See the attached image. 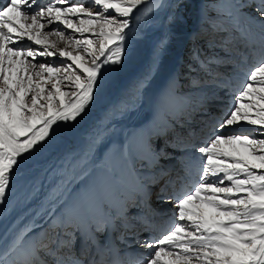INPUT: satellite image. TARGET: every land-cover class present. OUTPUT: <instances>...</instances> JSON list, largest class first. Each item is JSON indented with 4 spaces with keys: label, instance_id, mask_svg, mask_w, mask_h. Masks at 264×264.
<instances>
[{
    "label": "snow or ice",
    "instance_id": "obj_1",
    "mask_svg": "<svg viewBox=\"0 0 264 264\" xmlns=\"http://www.w3.org/2000/svg\"><path fill=\"white\" fill-rule=\"evenodd\" d=\"M146 3L3 0L0 4V203L7 198L17 170L33 153L58 127L75 124L95 103L107 69L121 65L128 55L134 10ZM172 6L155 0L146 15ZM257 11L264 19V0H259ZM174 19L170 16L169 22ZM46 26L52 31L44 33ZM66 32L81 37H67L74 40L75 54L66 50L70 44L61 48L49 44L50 35L64 38ZM91 37L98 38L95 48ZM25 42L27 46L21 47ZM166 42L165 38L161 45ZM38 58L49 59L42 63ZM214 62L199 61L202 69ZM212 119L211 136L196 149L203 159L197 182L166 201L173 204L174 212L166 234L137 240L149 250L139 264H264V62L251 70L230 110L219 120ZM194 199L198 203L188 207ZM48 215L43 242L38 249L30 248L33 257L42 253L51 264H101L92 245L77 250L76 241L85 220L92 234L104 232L106 222L92 220L86 210L79 220L72 210ZM7 254L0 255V264ZM26 264L38 261L30 259Z\"/></svg>",
    "mask_w": 264,
    "mask_h": 264
},
{
    "label": "bare ground",
    "instance_id": "obj_2",
    "mask_svg": "<svg viewBox=\"0 0 264 264\" xmlns=\"http://www.w3.org/2000/svg\"><path fill=\"white\" fill-rule=\"evenodd\" d=\"M154 3L147 0L134 10L129 53L121 65L107 69L104 85L86 115L75 124L58 127L17 170L7 198L0 203V255L8 253L4 264H23L30 258L27 247L48 227L50 212L59 215L72 210L73 218L79 220L86 210L87 217L109 220L114 230L120 231L139 211L134 205L124 207L120 194L132 197V187L150 178L154 168L161 170L157 162L154 164L158 155V159H169L184 143L199 144L212 129V118L219 120L222 115L221 108L198 102L219 95L229 99L230 106L238 95L234 94L236 87L242 88L251 70L264 62V20L242 2L232 4L257 28L241 19L224 0H166L173 6L146 15ZM256 15L259 18L255 21ZM170 16L175 17L172 22ZM45 28L42 31L48 33ZM66 33L64 38L50 35L49 44L56 48L70 44L66 50L75 54L74 40L67 37H81ZM91 38L93 48L97 47L98 38ZM165 38L167 42L161 45ZM24 45L27 43L21 47ZM48 59L38 58V62L47 63ZM206 59L215 62L202 69L199 61ZM221 62L223 70L217 69ZM192 70H204L205 74L197 80ZM179 72L186 74V81L180 80ZM136 81L140 82L137 90L132 87ZM182 82L187 89L179 92ZM194 92L206 94L196 98ZM129 110L135 112L134 118L127 117ZM196 116L202 121L192 124ZM167 123L174 125L166 128ZM153 132L160 136L158 148L156 143L151 146ZM75 183L77 189L73 188ZM121 211L125 220L118 218ZM28 228L30 232H26ZM87 230L85 220L82 232ZM24 233L21 242L9 251Z\"/></svg>",
    "mask_w": 264,
    "mask_h": 264
},
{
    "label": "rangeland",
    "instance_id": "obj_3",
    "mask_svg": "<svg viewBox=\"0 0 264 264\" xmlns=\"http://www.w3.org/2000/svg\"><path fill=\"white\" fill-rule=\"evenodd\" d=\"M255 17H257V18H255L254 20L256 21V20H258V18H259V16H255ZM46 30L45 31H48V32H50V31H52V29L51 28H45ZM74 34V33H73ZM65 35H67V33L65 34ZM75 35H78V34H75ZM22 47H26L25 45L24 46H22ZM217 48L219 49V46H217ZM75 51H78V49L77 48H75ZM221 53V52H220ZM217 56V55H216ZM218 57H220V56H218ZM190 61H192V60H190ZM219 62V61H218ZM57 63H59L58 61H57ZM218 65H219V67H218ZM221 65V66H220ZM223 66V63L221 62L220 64H217V69L219 68V69H221V70H223L224 68L222 67ZM192 67V66H191ZM195 69H196V67H195ZM179 70V68H177V71ZM188 70V69H187ZM196 70H198V69H196ZM196 70H192L193 72H196ZM147 72H149V73H152L153 74V71L150 69V71H148V69H147ZM190 72V71H189ZM193 72H190L191 74H193V76H195L196 77V79L197 80H199V79H201L202 78V73L203 74H205V72H204V70L202 71V72H196V73H193ZM223 73H225V72H223ZM185 75L186 74H184V75H181V72H179V77H180V80H184V81H186L185 80ZM184 83H186V82H184ZM201 85H205L204 83H202ZM138 86H140V82L139 81H136V83L135 84H133V86L132 87H135V90H137L138 89ZM198 86H200V85H196V87H198ZM201 87H203V86H201ZM186 87H185V85L183 84V82H182V84H181V87L179 88V92H183V90L185 89ZM187 89V88H186ZM186 92V91H185ZM239 92L238 91H236L234 94H238ZM204 94H206V93H204V92H194L193 93V96L194 97H199V96H202V95H204ZM219 97V98H218ZM208 100V101H207ZM226 100V101H225ZM228 100L229 99H227V98H225V99H223L222 97H220L219 95H214L211 99H202V100H200L199 102H198V104L197 105H199V104H202V103H211V104H213V105H215L216 107H218V108H221L222 110H223V112L222 113H225V112H227L228 110H230V106H229V104H228ZM229 106V107H228ZM225 108V109H224ZM134 112V111H133ZM201 115V114H200ZM134 117H135V112H134ZM134 117H132V118H134ZM221 117V116H220ZM219 117V118H220ZM200 121H202V119H201V117H199V116H196V117H193L192 118V120H191V123L192 124H194V123H197V122H200ZM174 125V123H167V127L166 128H169V127H171V126H173ZM227 131H231V129H227ZM153 133H156V132H153ZM153 137V134H152V136H151V140H152V142H151V146L152 145H154L155 143H154V138H152ZM159 138H160V136H159ZM159 138H157V134H156V140H159ZM162 142V141H161ZM161 146L159 145V148H160ZM156 148H158L157 146H156ZM160 155H158L157 156V158L159 157ZM156 160V159H155ZM156 162H157V160H156ZM156 162L154 161V164L155 165H157L156 164Z\"/></svg>",
    "mask_w": 264,
    "mask_h": 264
},
{
    "label": "water",
    "instance_id": "obj_4",
    "mask_svg": "<svg viewBox=\"0 0 264 264\" xmlns=\"http://www.w3.org/2000/svg\"><path fill=\"white\" fill-rule=\"evenodd\" d=\"M133 116V112L130 111L129 114H128V117L131 118Z\"/></svg>",
    "mask_w": 264,
    "mask_h": 264
}]
</instances>
